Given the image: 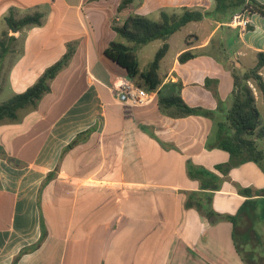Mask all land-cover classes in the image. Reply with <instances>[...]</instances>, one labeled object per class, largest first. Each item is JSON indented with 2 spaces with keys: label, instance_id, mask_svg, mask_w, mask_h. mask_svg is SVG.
<instances>
[{
  "label": "crops",
  "instance_id": "obj_1",
  "mask_svg": "<svg viewBox=\"0 0 264 264\" xmlns=\"http://www.w3.org/2000/svg\"><path fill=\"white\" fill-rule=\"evenodd\" d=\"M123 1L0 0V38L11 9L18 17L44 13L42 25L10 31L15 40L0 57V95L27 91L73 51L38 107L0 124V264H246L239 238L263 237L243 220L235 241L233 223H211L193 200L212 195L217 213L236 215L264 189L258 163L217 171L230 154L214 143L233 106L234 74L254 68L264 53V17L244 7L217 13L215 0H134L119 10ZM185 8L207 15L167 42L153 104L127 107L113 90L127 72L105 54L112 42L126 43L114 26L131 15L158 21L162 12ZM243 11L251 15L247 29L227 26ZM163 44L138 49L142 71ZM187 51L196 57L182 63ZM260 74L264 80V67ZM250 85L264 122V93ZM173 95L212 116L175 117L160 104ZM257 147L264 152L263 138ZM189 165L215 173L218 190L203 189Z\"/></svg>",
  "mask_w": 264,
  "mask_h": 264
},
{
  "label": "trees",
  "instance_id": "obj_2",
  "mask_svg": "<svg viewBox=\"0 0 264 264\" xmlns=\"http://www.w3.org/2000/svg\"><path fill=\"white\" fill-rule=\"evenodd\" d=\"M134 0H124L119 6V10ZM217 13H226L244 7L252 14H260L264 17V6L256 1L247 3L246 0H215ZM44 13L34 11L18 17L16 10L11 9L9 15L5 18L7 29L2 32L0 38V57L4 58L10 50L11 44L15 38L9 35L10 31H21L28 26H40L43 24ZM207 13L198 10L183 9L181 13L162 12L158 21L151 20L148 17L140 15L128 16L123 24L115 25L114 30L125 40L126 43L114 41L106 49V56L120 67L126 70L129 80L148 91H156L162 84L160 76V66L162 60L169 51V39L179 32L183 27L191 22L202 21ZM161 40L163 46L156 53L154 60L145 71L141 70L138 57V49L150 44L151 42ZM73 51H68L65 56L48 68L39 78L37 83L28 88L27 91L17 94L9 100L0 104V124L6 122H17L19 113L24 110L37 108L39 102L51 90V83L57 75L68 65ZM196 55L191 51L183 53L179 60L185 63ZM258 62L254 68L244 73L234 74V102L230 111L227 113L226 121L218 125L216 146L230 154V161L219 165L216 170L222 174H228L234 167H238L247 162L260 164L264 170V152L257 147V139H264V122L261 119L260 111L257 107L256 96L250 82L255 81L257 87L264 93V80L261 76V69L264 67V53L257 55ZM264 95V94H263ZM160 104L164 109L171 110V113L178 118L192 115L212 116L210 111L201 108H193L187 105L179 95H173L160 99ZM74 142L68 149H71ZM0 156H5L4 150L0 147ZM190 177L199 179L205 190H218V176L210 171L188 166ZM54 175V174H53ZM53 179L52 174L43 183V188ZM240 193L251 195L255 193L252 189L240 190ZM257 199H248L241 206L236 215H221L212 208V195L198 196L195 194L193 206L203 212L211 223L222 220L230 221L235 227L234 238L237 240V228L243 220L255 223L257 219L264 217L258 212L256 204L264 200V189L256 191ZM253 196V195H252ZM189 204H192L189 202ZM246 243H251L249 233L243 237ZM261 243V237L258 236ZM237 249L241 253V248L237 244ZM252 261V260H251ZM247 260V264H251ZM253 260L252 262H254Z\"/></svg>",
  "mask_w": 264,
  "mask_h": 264
},
{
  "label": "built area",
  "instance_id": "obj_3",
  "mask_svg": "<svg viewBox=\"0 0 264 264\" xmlns=\"http://www.w3.org/2000/svg\"><path fill=\"white\" fill-rule=\"evenodd\" d=\"M251 15L243 11L235 14L227 26L232 28L247 29L252 20ZM117 98L129 108L146 107L155 101L157 97L156 91H148L138 86L129 79H124L120 85L113 86Z\"/></svg>",
  "mask_w": 264,
  "mask_h": 264
},
{
  "label": "rangeland",
  "instance_id": "obj_4",
  "mask_svg": "<svg viewBox=\"0 0 264 264\" xmlns=\"http://www.w3.org/2000/svg\"><path fill=\"white\" fill-rule=\"evenodd\" d=\"M80 88L81 87L79 86L77 90ZM10 98L11 97L9 96L8 93H4L3 95H0V104H2L3 102L7 101ZM256 207L258 209V212H263L264 211V200L258 202L256 204ZM262 218L264 219V217ZM255 223H256L255 229L257 233H260L263 236L262 237L263 242L260 243V241L256 240L253 247H248L245 244V240L242 237L239 238L242 241L241 244L239 243V246L242 248L241 257L246 264L248 263L247 260L248 261L255 260L254 262H251V264H264V220L257 219Z\"/></svg>",
  "mask_w": 264,
  "mask_h": 264
},
{
  "label": "water",
  "instance_id": "obj_5",
  "mask_svg": "<svg viewBox=\"0 0 264 264\" xmlns=\"http://www.w3.org/2000/svg\"><path fill=\"white\" fill-rule=\"evenodd\" d=\"M16 32V31H15Z\"/></svg>",
  "mask_w": 264,
  "mask_h": 264
}]
</instances>
